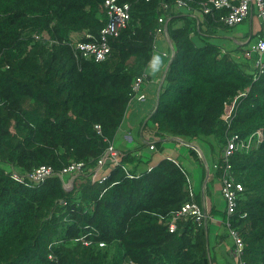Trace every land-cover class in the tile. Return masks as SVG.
Returning a JSON list of instances; mask_svg holds the SVG:
<instances>
[{"label": "trees", "instance_id": "trees-1", "mask_svg": "<svg viewBox=\"0 0 264 264\" xmlns=\"http://www.w3.org/2000/svg\"><path fill=\"white\" fill-rule=\"evenodd\" d=\"M205 1L191 0L189 7L199 10ZM118 2L130 5L128 25L109 39V57L96 62L78 57L74 44L99 36L108 22L105 0H0V264H221L208 228L179 217L169 230L185 203L198 205L179 160L141 171L149 164L134 154L142 145L122 152L104 183L88 174L122 128L133 83L145 74L158 37L165 39L157 31L163 3L170 5L175 54L142 133L153 135L160 151L167 138L206 143L218 153L212 164L222 184L224 107L237 99L231 131L244 142L259 131L262 138L229 158L230 174L243 186L229 220L244 243L242 260L264 264V73L254 81L249 66L207 40L226 27L221 12L198 26L192 11L174 10L175 0ZM170 57L168 50L166 63ZM72 162H84L87 173L75 177L70 191L58 176L35 186L12 177L40 166L60 172ZM218 239L215 245L232 240L229 232ZM233 249L234 243L229 262L236 264Z\"/></svg>", "mask_w": 264, "mask_h": 264}, {"label": "built area", "instance_id": "built-area-1", "mask_svg": "<svg viewBox=\"0 0 264 264\" xmlns=\"http://www.w3.org/2000/svg\"><path fill=\"white\" fill-rule=\"evenodd\" d=\"M235 0H207L200 5V9L191 10L189 7L191 0H175L174 10L188 9L192 11V16L196 19L198 26L204 22L206 15L211 14L214 10L221 12L220 22L227 27H234L245 20L250 18L252 25L248 37L245 38L244 44L248 47L245 49V57L253 58V63L249 65L254 81H256L264 73V0H240L238 4L234 3ZM108 22L100 31L97 38L90 42H76L74 48L78 57L81 59H93L96 62L105 61L110 55V38H117L121 32L126 29L128 21L130 19V5L119 4L118 0H105L104 4ZM162 9L164 14L159 19L160 27L158 33H164L165 37H168L167 26L171 19L170 17V5L163 3ZM257 11V18L261 19V23L257 30L253 28V17ZM256 37V41L253 38ZM157 47H155L156 49ZM165 55L168 54L164 53ZM172 56V55H171ZM171 59V57H170ZM146 75L138 76L132 86V94L140 91V87L144 82ZM237 107V99H234L230 103H225L223 118L228 125V137L227 146L223 151V158L225 164V174L222 178V197L225 201L224 213L226 219L222 222L228 230L233 243L234 249L232 254L236 260V264H246L242 260L244 253V243L238 232L231 227L229 218L234 214L237 207V198L239 193L243 191L241 183L236 182L234 177L230 174L231 164L229 158L236 152L242 151L244 148L250 149L254 146L251 142L254 137L258 139L262 138V132H257L250 136L247 142L242 141L239 136L233 133L230 129L231 122L234 117V111ZM96 130L100 133L101 127L96 125ZM255 143V142H254ZM148 149L155 151V143L151 142ZM124 157L123 153L118 151L112 143L105 150L104 154L97 161L96 168L90 170L88 174L91 176L93 182L104 183L110 176V173L118 166H120L121 160ZM105 169V171H104ZM214 169L217 172L219 167L214 165ZM87 173L86 164L84 162H72L68 166L64 167L60 172H56L52 167L40 166L33 171L20 175L16 171H12V177L28 186H35L44 183L46 180L58 176L63 183V187L66 191H70L73 188V181L79 174ZM70 179H66V177ZM129 177H133L129 175ZM191 193V192H190ZM192 193L191 196L192 197ZM179 217H189L199 226L206 227V214L196 203L189 201L185 203L180 212L177 213L169 224L170 232L176 230V221ZM84 245L88 246L90 241L84 239ZM52 259V256H49ZM127 264H134L132 261H128Z\"/></svg>", "mask_w": 264, "mask_h": 264}, {"label": "rangeland", "instance_id": "rangeland-1", "mask_svg": "<svg viewBox=\"0 0 264 264\" xmlns=\"http://www.w3.org/2000/svg\"><path fill=\"white\" fill-rule=\"evenodd\" d=\"M181 10L185 11L187 9L183 8ZM260 23H261V19L257 18V11H255V14L253 17L254 30H257L259 28ZM250 29H251L250 28V18H248L243 23H240L234 27H227V26L217 27L216 29H214L213 34L209 38H207V40H209L212 44L218 46L224 53H227V52L230 53L232 58L235 61L244 64L245 67L246 66L248 67L249 65L253 63V58L245 57L243 50L248 47L247 44H244L245 42L244 39L248 37L247 35L249 34ZM193 41L197 45L203 44L199 36H194ZM253 41H256V37L253 38ZM156 46H157V49L154 51V53L161 54L164 60L163 71H161L160 73L156 75H153L152 69L150 68L149 64L146 67V70H145L146 78L140 87V91L133 95L132 100L130 101L128 108H127L126 116L122 124V129H120L118 135L111 142L113 146L118 150L128 151V149L132 148V144L134 143L132 142L127 143L126 140L124 139L126 127L140 126L141 124H143L150 117L151 113H153L152 111L157 105L159 86H160V83L162 81V78L164 76L165 70L168 65V63H166L167 59H166V55L164 54V52L170 50V52L172 53V51L168 43L167 37H166V42L164 41L162 36L158 37ZM238 46H242V47L237 49ZM199 147H201L202 149H205L204 151H205V155L207 158V162L213 168L212 160L214 159V156L218 157V153H215L213 155L212 152L210 151L209 146L204 142H201V145ZM173 149L174 148L171 147L170 150L174 151ZM182 149H183L182 151L185 157L188 158V154L185 152L188 149H186V147L184 146H182ZM159 152L156 149L155 151H151L150 153L154 156V155H158ZM220 156H223V152L220 154ZM143 157H144V161L149 160V163H154V161H152L151 158H149V155H145ZM180 161L182 162V164H186V162L188 163V161H186L183 158H180ZM145 166H146L145 164H142L141 169L144 168ZM216 182L218 183L219 181L216 179ZM198 184L200 183L198 182ZM218 184H217L218 185L217 191L219 193L218 196L221 197V199L219 198L220 202L222 200L223 204L225 205V201L221 194L222 186L220 182ZM210 232H211L210 241L212 244L211 246L212 253L215 254L213 250H215L214 248H215L217 236L212 234L213 233L212 229L210 230ZM218 232H219V235H222V234L227 233L228 230L226 229L224 224H220L218 228ZM231 241L227 239L224 242H222L221 245L225 244L226 246H229L231 244L233 246V242ZM221 248L223 247L222 246L219 247L218 245L216 248V251Z\"/></svg>", "mask_w": 264, "mask_h": 264}, {"label": "crops", "instance_id": "crops-1", "mask_svg": "<svg viewBox=\"0 0 264 264\" xmlns=\"http://www.w3.org/2000/svg\"><path fill=\"white\" fill-rule=\"evenodd\" d=\"M180 11L183 13L187 12V10L185 11L180 10ZM251 27L252 25L250 23V28ZM164 41L166 42V37ZM167 52L168 51L164 53ZM140 126H128L129 128L126 127L124 139L126 140L127 143L128 142L134 143L132 144V148L128 149V151H123L118 149L117 150L124 153L130 151L134 152L135 149L137 150L142 145H145L143 149L136 151L134 154H137L139 156L149 155V157H151V160L154 161V163H149L148 166L142 168L141 171H145L147 169H151L155 167L164 159H170V160L177 159V161L178 160L180 161V158H183L186 161H188V163L186 162V164H182V165L185 171L188 173L187 174L188 177L190 178V187L192 191L196 193V199L198 201V205H200V207L207 216L206 227L209 229V231L212 229L213 232L212 234L217 236L216 241H218L219 240L218 238L220 236L218 232V228L220 224H223L222 220L225 216L224 214L225 205L223 204L222 200L220 202L221 197L218 196L219 193L217 191V186L219 185L218 183L220 182L221 184V180L217 178V174L214 167L212 168L207 162L206 155H204L203 153L205 149H203L202 151L201 147H199L201 144L198 145L197 143L194 142L188 143L180 138H167L162 141L163 142L162 151L157 149L158 152L160 151L159 154L153 156L150 153L151 151L148 149V147L151 142L156 143L157 140L153 135L149 133L143 134L142 128ZM182 146L186 147V149H188V147L195 149L198 152L202 163L196 161V159L189 154V149L187 151H185L184 149V151L188 154V158L185 157L182 151L183 150ZM171 147L174 148L173 149L174 151L170 150ZM216 179L219 181L218 183L216 182ZM198 182L200 184H198ZM216 210L218 211V213H214ZM228 240L231 241V239ZM221 244L222 242L220 244H216L214 248L215 250H213L215 252L216 258L218 259V262H220L221 264H232L231 262H229L232 260V257L230 256V249L232 245L230 244L229 246H226L225 244L223 245ZM218 245L219 247L222 246L223 248L216 251Z\"/></svg>", "mask_w": 264, "mask_h": 264}, {"label": "clouds", "instance_id": "clouds-1", "mask_svg": "<svg viewBox=\"0 0 264 264\" xmlns=\"http://www.w3.org/2000/svg\"><path fill=\"white\" fill-rule=\"evenodd\" d=\"M167 39H168V43L170 45V48L173 47L172 43L169 39V36L167 37ZM171 51H172V49H171ZM171 55H172V53H171ZM149 66L152 69L153 75H156V74L160 73L161 71H163L164 60H163V57L161 56V54L153 53L152 58H151L150 63H149Z\"/></svg>", "mask_w": 264, "mask_h": 264}, {"label": "water", "instance_id": "water-1", "mask_svg": "<svg viewBox=\"0 0 264 264\" xmlns=\"http://www.w3.org/2000/svg\"><path fill=\"white\" fill-rule=\"evenodd\" d=\"M171 49H172V56H171V59H170L169 62H168V65H167V68H166V70H165V73H164L163 79H162V81H161V83H160V86H159L158 98H157V105H156V107H155V109H154V112H155V110H156V108L158 107V104H159V93H160V90H161L162 84H163V82H164V78H165V76H166V73H167L168 67H169V65H170V63H171V61H172V58L174 57V54H175L174 48L171 47Z\"/></svg>", "mask_w": 264, "mask_h": 264}]
</instances>
